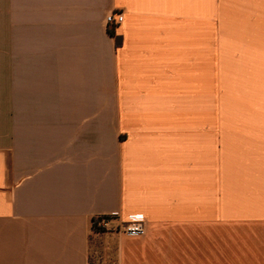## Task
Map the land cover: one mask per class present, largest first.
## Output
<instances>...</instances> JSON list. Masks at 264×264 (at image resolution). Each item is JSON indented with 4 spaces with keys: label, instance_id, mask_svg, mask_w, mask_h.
I'll list each match as a JSON object with an SVG mask.
<instances>
[{
    "label": "crops",
    "instance_id": "1",
    "mask_svg": "<svg viewBox=\"0 0 264 264\" xmlns=\"http://www.w3.org/2000/svg\"><path fill=\"white\" fill-rule=\"evenodd\" d=\"M207 19L244 57L212 117ZM114 213L117 264H264V0H0V264H91Z\"/></svg>",
    "mask_w": 264,
    "mask_h": 264
},
{
    "label": "rangeland",
    "instance_id": "2",
    "mask_svg": "<svg viewBox=\"0 0 264 264\" xmlns=\"http://www.w3.org/2000/svg\"><path fill=\"white\" fill-rule=\"evenodd\" d=\"M238 42L232 34V19H207V52L202 58L206 96L202 100V110L208 112L209 117L219 110L218 76H221L222 71L224 75H230L232 64L240 63L244 59L238 55ZM226 79L228 78L225 77ZM224 110H231L229 100L225 99ZM124 234L117 230L115 223L93 233L90 240L91 264H117L116 244Z\"/></svg>",
    "mask_w": 264,
    "mask_h": 264
},
{
    "label": "built area",
    "instance_id": "3",
    "mask_svg": "<svg viewBox=\"0 0 264 264\" xmlns=\"http://www.w3.org/2000/svg\"><path fill=\"white\" fill-rule=\"evenodd\" d=\"M123 18L124 15L121 11H111L106 15V20L109 24H118ZM112 223H115L117 230L123 233L142 234L147 230V219L144 213L131 214L128 220L114 213L101 215L93 219V231L98 233L101 228H105Z\"/></svg>",
    "mask_w": 264,
    "mask_h": 264
},
{
    "label": "trees",
    "instance_id": "4",
    "mask_svg": "<svg viewBox=\"0 0 264 264\" xmlns=\"http://www.w3.org/2000/svg\"><path fill=\"white\" fill-rule=\"evenodd\" d=\"M111 34L115 35V32H114V30H112V29H111ZM115 38H116V42H117V44H118V43H119V38H118V36L115 35ZM107 218H108V217H107Z\"/></svg>",
    "mask_w": 264,
    "mask_h": 264
}]
</instances>
